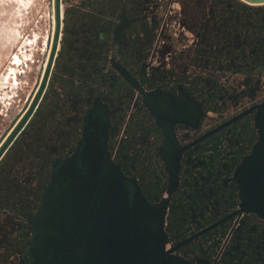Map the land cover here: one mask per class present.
Masks as SVG:
<instances>
[{
	"label": "flooded vegetation",
	"instance_id": "flooded-vegetation-1",
	"mask_svg": "<svg viewBox=\"0 0 264 264\" xmlns=\"http://www.w3.org/2000/svg\"><path fill=\"white\" fill-rule=\"evenodd\" d=\"M63 2L39 107L0 163V264H31L55 168L95 113L112 161L163 213L172 264H264V217L238 176L261 139L264 0Z\"/></svg>",
	"mask_w": 264,
	"mask_h": 264
},
{
	"label": "water",
	"instance_id": "water-1",
	"mask_svg": "<svg viewBox=\"0 0 264 264\" xmlns=\"http://www.w3.org/2000/svg\"><path fill=\"white\" fill-rule=\"evenodd\" d=\"M63 3L55 0V39L40 91L23 118L19 120L31 98L0 138V163L39 107L57 52ZM88 123L76 153L56 166L46 201L33 222L31 264H172L161 237L163 213L112 161L107 119L95 113ZM257 128L260 142L238 176L246 200L264 217V105Z\"/></svg>",
	"mask_w": 264,
	"mask_h": 264
},
{
	"label": "rangeland",
	"instance_id": "rangeland-1",
	"mask_svg": "<svg viewBox=\"0 0 264 264\" xmlns=\"http://www.w3.org/2000/svg\"><path fill=\"white\" fill-rule=\"evenodd\" d=\"M53 2L0 0V138L36 83L55 28Z\"/></svg>",
	"mask_w": 264,
	"mask_h": 264
},
{
	"label": "bare ground",
	"instance_id": "bare-ground-1",
	"mask_svg": "<svg viewBox=\"0 0 264 264\" xmlns=\"http://www.w3.org/2000/svg\"><path fill=\"white\" fill-rule=\"evenodd\" d=\"M50 2H52V0ZM54 6H55V4H54ZM62 9L63 8H62V4H61V24H62ZM54 10H55V7H54ZM51 25H52V22H51ZM56 26H57V23H56V12H55V32H56ZM55 32H54V39H55ZM54 39H53L52 47H51V39H50V41L48 43V46H47V50H46V53H45V60H44V66H45V63H46V66L45 67L43 66L42 69H41V71H44V72H42L43 73L42 78H41L40 82L38 83V85L36 87V90L32 93V95L30 97L31 100H30V102H29V104L27 106V109L24 110V112H21V117L19 118V120H21L23 118V116L26 114V112L30 109V106L33 104L37 94L40 91L41 83H42L44 75L46 73L47 66H48V63H49V59H50V56H51V52H52V48H53V44H54ZM50 47H51V49H50ZM49 50H50V52H49ZM42 95H43V93H42ZM42 95H41V97H42Z\"/></svg>",
	"mask_w": 264,
	"mask_h": 264
}]
</instances>
